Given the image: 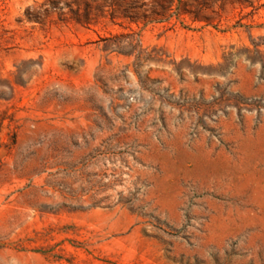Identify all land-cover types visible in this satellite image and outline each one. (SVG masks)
<instances>
[{"label": "rangeland", "instance_id": "374dc122", "mask_svg": "<svg viewBox=\"0 0 264 264\" xmlns=\"http://www.w3.org/2000/svg\"><path fill=\"white\" fill-rule=\"evenodd\" d=\"M0 0V264H264V0Z\"/></svg>", "mask_w": 264, "mask_h": 264}, {"label": "trees", "instance_id": "16d2710c", "mask_svg": "<svg viewBox=\"0 0 264 264\" xmlns=\"http://www.w3.org/2000/svg\"><path fill=\"white\" fill-rule=\"evenodd\" d=\"M174 4H175L174 0H169L168 1V6L163 8V9L170 11Z\"/></svg>", "mask_w": 264, "mask_h": 264}]
</instances>
